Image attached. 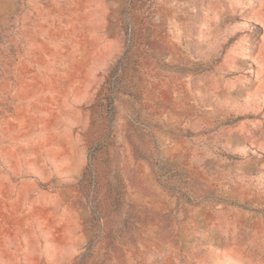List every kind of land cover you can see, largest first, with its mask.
I'll return each mask as SVG.
<instances>
[{
  "label": "rangeland",
  "instance_id": "obj_1",
  "mask_svg": "<svg viewBox=\"0 0 264 264\" xmlns=\"http://www.w3.org/2000/svg\"><path fill=\"white\" fill-rule=\"evenodd\" d=\"M0 264H264V0H0Z\"/></svg>",
  "mask_w": 264,
  "mask_h": 264
},
{
  "label": "crops",
  "instance_id": "obj_2",
  "mask_svg": "<svg viewBox=\"0 0 264 264\" xmlns=\"http://www.w3.org/2000/svg\"><path fill=\"white\" fill-rule=\"evenodd\" d=\"M16 203L18 207L15 208V210L10 212H5L4 216H2L3 213L0 214V227L2 228L3 232L6 234H8L9 232L12 233L13 231L16 230L20 232L22 231V228L26 227V219H27L28 211L30 217H32L35 220L43 217V215L41 216L42 213L39 212V211H43L42 209L43 206L41 207V203L38 200L33 199L34 209L32 207L26 208V206L30 204H22L21 201Z\"/></svg>",
  "mask_w": 264,
  "mask_h": 264
},
{
  "label": "trees",
  "instance_id": "obj_3",
  "mask_svg": "<svg viewBox=\"0 0 264 264\" xmlns=\"http://www.w3.org/2000/svg\"><path fill=\"white\" fill-rule=\"evenodd\" d=\"M145 1H147V2H149V3H152L153 0H145Z\"/></svg>",
  "mask_w": 264,
  "mask_h": 264
}]
</instances>
